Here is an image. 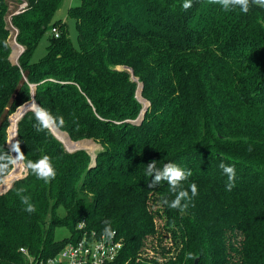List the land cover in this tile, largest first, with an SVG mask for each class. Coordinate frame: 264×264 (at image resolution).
Returning a JSON list of instances; mask_svg holds the SVG:
<instances>
[{
	"label": "trees",
	"instance_id": "1",
	"mask_svg": "<svg viewBox=\"0 0 264 264\" xmlns=\"http://www.w3.org/2000/svg\"><path fill=\"white\" fill-rule=\"evenodd\" d=\"M61 1L33 0L13 15L24 47L13 63L9 1L0 0V151L15 136L25 161L47 155L57 173L46 184L21 161L0 184V264H27L20 247L55 255L81 235L82 220L83 231L97 234L111 221L123 245L106 264H193L188 252L197 264H264V7L244 14L208 0L186 11L184 0H80L68 11L76 48L65 23L52 19ZM53 26L59 35L51 32L46 54L31 61ZM31 84L35 101L64 117L52 129L68 148L79 146L71 139L101 144L94 162L85 149L67 151L52 130L37 131L31 110L22 115ZM152 161L192 171L183 187L195 183L198 195L185 212L161 202L174 198L166 182L148 187ZM221 163L235 166L230 192ZM19 189L35 212L25 211ZM57 226L69 236L55 237Z\"/></svg>",
	"mask_w": 264,
	"mask_h": 264
},
{
	"label": "clouds",
	"instance_id": "2",
	"mask_svg": "<svg viewBox=\"0 0 264 264\" xmlns=\"http://www.w3.org/2000/svg\"><path fill=\"white\" fill-rule=\"evenodd\" d=\"M209 3L220 5L225 11H230L233 8H239L244 14H247L252 4L264 7V0H208ZM192 7V0H184L182 8L186 11ZM23 107V105L21 106ZM36 120L34 127L37 131L51 130L53 126L63 127L65 120L63 116H54L48 109L37 104L34 100L28 105ZM15 136L10 137L7 141L9 151H0V184H6L8 177L11 176L12 171L21 162L25 161V155L21 150L20 141L15 140ZM15 153V156L12 155ZM24 167L30 170L38 179L43 180L44 183H49L56 177V169L54 168L51 158L47 155L42 156L36 161H25ZM223 174L227 176L228 183L226 184V191L230 192L235 186L236 170L234 165L221 163L219 165ZM146 175L154 177L148 187L156 188L162 182H166L169 192L173 195V199L169 200L166 196L161 198V202L171 209L179 210L181 213L185 212L189 207L191 200L198 195V186L191 183L188 189L183 187L185 181L192 176L190 169H184L175 163H166L162 168L156 166V161L147 164ZM24 189L17 190L21 203L25 205V211L33 213L36 207L31 203L29 196L23 195ZM105 227L103 233L106 237L111 238L115 235L111 227V221H104ZM186 260H196L195 253L188 252L185 255Z\"/></svg>",
	"mask_w": 264,
	"mask_h": 264
},
{
	"label": "built area",
	"instance_id": "3",
	"mask_svg": "<svg viewBox=\"0 0 264 264\" xmlns=\"http://www.w3.org/2000/svg\"><path fill=\"white\" fill-rule=\"evenodd\" d=\"M8 12L6 14V24L9 32L17 28L12 22L13 15L25 12L30 8L33 0H8ZM51 32L54 36L59 35L57 26H53ZM16 41V39H15ZM18 45V44H16ZM20 47V45H18ZM21 48V47H20ZM85 220L79 221L77 228L81 229V235L75 240L66 242L55 255L47 258L34 257L26 248L20 247L19 251L25 257L27 264H106L116 259L122 248L121 240L116 237L108 238L95 231H86L84 229ZM115 232V231H114Z\"/></svg>",
	"mask_w": 264,
	"mask_h": 264
},
{
	"label": "rangeland",
	"instance_id": "4",
	"mask_svg": "<svg viewBox=\"0 0 264 264\" xmlns=\"http://www.w3.org/2000/svg\"><path fill=\"white\" fill-rule=\"evenodd\" d=\"M80 4V0H62L61 1V4H60V6H59V8L56 10V12L54 13V15H53V17H52V19L53 20H57V19H60V20H62V22H64L65 23V25H66V33H67V36L69 37V39H70V42H71V44H73V46L74 47H76V48H78L79 47V42H78V28H77V26H76V20H75V18L73 17V16H70V14H69V8H72V7H75V6H78ZM17 28V27H16ZM15 30H13V32H9V42H11L10 44H11V51H10V54H9V58H11L10 60L13 62V63H17L18 62V56L22 53V51L24 50V47L21 45V44H19L17 41H15ZM18 32V31H17ZM51 33V31L50 30H48L47 29V31L41 36V38H40V40H39V44H37V46H36V48H35V50H34V52H33V54H32V56H31V61H38V60H40V58L41 57H43L45 54H46V44H47V36L49 35ZM16 44H18V45H20V47H18V51L19 52H17L16 54H14V45H16ZM17 50V49H16ZM14 54V55H13ZM113 67H115V66H113ZM117 68H121L120 66H116ZM136 78V77H135ZM136 79H138V78H136ZM138 84H141V82H139ZM31 86V91H34V85H30ZM138 87V86H137ZM140 91H142V87H141V89H140ZM136 94V93H135ZM137 95V94H136ZM136 95H135V97H136ZM137 98V97H136ZM145 99V98H144ZM32 100H34L35 101V99H34V96H32L31 95V99H30V101H32ZM137 100L139 101V99L137 98ZM146 100V99H145ZM30 101L28 100L27 101V103L29 102L30 103ZM147 101V100H146ZM36 102V101H35ZM140 102V101H139ZM142 102V101H141ZM140 102V103H141ZM37 103V102H36ZM38 104V103H37ZM142 104V106H143V103H141ZM149 105V102L147 101V105L145 106V109L147 108V106ZM22 106V105H21ZM20 106V107H21ZM19 108V107H18ZM17 108V109H18ZM29 108V107H28ZM16 109V110H17ZM144 109V107H142V110ZM15 110V111H16ZM28 110H30V108L28 109ZM14 111V112H15ZM27 111V110H26ZM13 112V113H14ZM13 113H11L10 115H9V125H8V127H7V131H8V128H9V126H10V118H11V116H12V114ZM144 114V113H143ZM142 114V115H143ZM22 116V115H21ZM21 116H20V118H21ZM20 118H19V120H20ZM143 119V116H141V113L139 114V116L135 119V120H133V122H135V123H141V120ZM18 120V121H19ZM17 121V122H18ZM19 123V122H18ZM16 128H17V124H16ZM58 128V127H57ZM59 129V128H58ZM53 130V129H52ZM60 130V129H59ZM60 131H62V132H64V134H65V136H67V137H69L68 136V134H67V132L66 131H64V130H60ZM52 132H54V131H52ZM54 134H55V136L58 138V139H60V141L63 143V145H64V147H65V149L67 150V151H74V150H76V149H85L86 151H88V153L91 155V157H92V159H93V162H94V157H96L95 155L102 149V146H101V144L98 142V141H96V140H94V139H92V138H83V139H80V140H73V139H71L70 137H69V139H71L72 141H74V142H78L79 143V146H77V147H74V148H68L67 147V145H66V143H65V140H64V138H61V137H59L55 132H54ZM16 136H17V132H16ZM63 211V210H62ZM60 213H62V212H60ZM156 222H158V221H156ZM55 237H57L58 239H60V238H63V237H65V236H69V230L66 228V227H63V226H57L56 227V229H55ZM171 239H169V241H170ZM166 242H168V238H167V240H166ZM170 245H168L167 244V248L169 247ZM146 253L148 254L147 256H149V255H152L153 254V252H151V251H146ZM176 253H177V249L175 248V247H173L172 248V251L169 253V254H174V255H176Z\"/></svg>",
	"mask_w": 264,
	"mask_h": 264
},
{
	"label": "water",
	"instance_id": "5",
	"mask_svg": "<svg viewBox=\"0 0 264 264\" xmlns=\"http://www.w3.org/2000/svg\"><path fill=\"white\" fill-rule=\"evenodd\" d=\"M116 66H120L121 68H117ZM114 68H117V69H126L127 67L125 66V65H115V67ZM130 71H131V73H132V70L130 69V68H128ZM131 78L132 79H136L134 76H133V74L131 75ZM141 87H142V83L140 84V89H141ZM31 95L32 96H34V91H31ZM23 106H27V102H25V103H23L22 104ZM29 108H28V106L25 108V110L23 111V113H22V115L24 114V112L26 111V110H28ZM144 111H145V107H144V109L140 112L141 113V116H143L142 114L144 113ZM19 120V119H18ZM52 130V129H51ZM53 131V130H52ZM54 133V132H53ZM9 146V145H8ZM197 261H198V257H197V259L196 260H194L193 261V264H197Z\"/></svg>",
	"mask_w": 264,
	"mask_h": 264
}]
</instances>
